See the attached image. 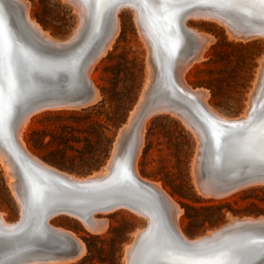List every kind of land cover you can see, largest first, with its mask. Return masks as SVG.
Listing matches in <instances>:
<instances>
[{
    "label": "water",
    "instance_id": "water-1",
    "mask_svg": "<svg viewBox=\"0 0 264 264\" xmlns=\"http://www.w3.org/2000/svg\"><path fill=\"white\" fill-rule=\"evenodd\" d=\"M120 1L80 0L86 7L82 30L68 43L53 44L28 28L14 1L0 0V145L14 158L27 209L14 225L0 222V258L7 254L5 264H18L32 256L69 253L75 243L50 225L53 213L69 211L90 219L95 210L122 205L153 216L149 232L136 245L132 264H247L249 257L243 256L242 245H262L264 230L250 228L230 233L224 240L188 244L173 225L167 227L163 195L140 180L131 163L139 121L149 106L163 99L183 108L199 124L205 177L220 185L241 175V168H263L264 84L250 116L228 121L210 114L193 95L181 89L172 72L178 52H189L185 47L192 43L191 33L182 22L189 10L208 8L243 29L264 33V5L259 0H130L150 28L158 77L155 74L142 112L121 140L110 175L84 182L74 180L37 162L18 142L17 125L34 104L90 98L93 89L86 67L110 34L112 9ZM177 46L183 47L175 54ZM232 124L238 127L232 129ZM257 173L264 174V169L243 176ZM103 183L106 185L101 186ZM255 254L249 264L264 261L263 247Z\"/></svg>",
    "mask_w": 264,
    "mask_h": 264
},
{
    "label": "rangeland",
    "instance_id": "rangeland-1",
    "mask_svg": "<svg viewBox=\"0 0 264 264\" xmlns=\"http://www.w3.org/2000/svg\"><path fill=\"white\" fill-rule=\"evenodd\" d=\"M30 13L59 37L67 36L77 19L71 6L61 0H30ZM120 18L118 34L92 68L99 92L97 99L79 107L40 110L31 116L24 131L27 146L62 169L80 174L100 169L118 128L139 97L146 74L145 48L131 10H122ZM188 22L210 32L213 39L200 60L186 71L187 80L194 86L206 87L209 102L218 109L239 114L246 106L264 54V39L231 37L223 25L211 20L190 18ZM194 152L195 138L178 118L167 112L148 117L139 170L159 181L183 207L180 222L189 235L220 225L228 213H264V183L251 184L221 197L200 193L192 179ZM0 208L10 219L18 215L1 162ZM98 215L106 216L108 223L95 231L65 213L51 217L54 224L76 232L83 239L85 250L73 261L49 264H122L124 247L144 219L125 207Z\"/></svg>",
    "mask_w": 264,
    "mask_h": 264
},
{
    "label": "bare ground",
    "instance_id": "bare-ground-1",
    "mask_svg": "<svg viewBox=\"0 0 264 264\" xmlns=\"http://www.w3.org/2000/svg\"><path fill=\"white\" fill-rule=\"evenodd\" d=\"M19 6V8L23 12V17L26 25L28 28L40 39L53 43V44H65L70 42L71 40L75 39L80 31L83 28L85 17H86V7L80 0H61L62 2H66L77 15L76 24L72 28V31L65 37H59L51 33V31L45 28L35 17L32 16L30 13V0H12ZM164 1V0H162ZM10 9V8H9ZM124 9H130L132 12L133 22L135 24L136 30L138 35L141 39V42L145 48V60H146V74L145 80L140 90V94L138 99L136 100L135 104L133 105L132 109L129 111L126 121L118 128L115 138L112 143V147L109 153V156L105 162V164L97 170H93L89 173H76L73 171H68L62 169L54 164H51L38 155H36L26 144L24 139V131L29 123L31 116L43 109L47 108H59V107H79L90 104L94 102L98 97V87L94 80V74L92 73V68L97 62V60L102 56V54L107 50V48L112 43L115 36L118 34L120 26H121V18L120 13ZM14 17H17L16 12L10 9ZM111 26H110V34L108 35L106 41L103 43L101 49L96 54V56L88 63L86 67V74L92 84V93L90 98L88 99H75L76 101H50L45 100L43 102H39L34 104L31 109L20 119L17 128H16V137L18 139L19 144L21 145L22 149L26 151L33 159H35L40 164L44 165L47 168L53 169L58 171L74 180L77 181H88L91 179H97L99 177H106L110 175L112 172V167L114 162L116 161V156L118 153V148L121 143V140L125 133L131 128L139 114L142 112L146 98L150 92V88L154 81V76L156 74V79L158 77V57L153 48V40L151 37V31L148 27V24L139 9V7L130 0H123L117 3V5L112 9L111 13ZM202 19V20H211L215 21L224 26L225 31L227 34L234 38H241V39H251L256 37H261L264 39V33L255 29H243L239 25L235 23H230L227 21L225 17L221 14L216 13L208 8L196 7L192 10H189L183 17V25L185 28L190 31L192 37V43L190 45H186L185 50L189 52L184 53L185 51H179L180 48L183 46H177L175 48L174 53L176 54L178 51V57L176 58L175 62L172 64V72L177 85L187 92L190 95H193L198 102L205 107L210 114H213L215 117L220 119L228 120V121H235L239 119H246L250 116L252 109L254 108L255 104L257 103V99L259 93L264 84V54L260 59V64L257 68L253 85L251 90L248 94V98L246 101V106L242 112L236 115L228 114L217 107H215L211 102L208 100V89L202 86H194L192 85L186 78V71L189 67H191L195 62L199 61L200 58L205 54L206 47L213 39V35L203 30L191 23L188 22V19ZM182 44V43H181ZM191 46V47H190ZM155 64V65H154ZM151 93V92H150ZM161 98V97H160ZM49 99V98H48ZM161 112V113H169L176 118L193 134L195 138V152L192 158V179L196 189L204 194V195H212L221 197L232 193L235 190L241 189L243 187H247L251 184L256 183H264V174L257 173L252 174L249 176H243L247 172H255V171H262L264 169V164H261V167H253V168H241L242 176L239 175L238 177L234 178L232 181L224 183L222 182L220 185L216 180L209 179L202 174L203 169V135L201 133V129L199 124L185 112L183 108H180L176 105H172L167 103L165 100H158L157 102L153 103L151 106L147 108V112L139 121L138 127L136 128L135 134V144H134V152L132 155V163L131 168L134 174L142 181L149 183L152 187L161 193L166 201V215H167V227L168 225H173L179 234L188 242V244L195 246L200 245L202 243H212L216 240H224L228 237L230 233H238L245 229L250 228H258L260 230H264V213L260 214H242L236 215L232 213H228V218L225 222H222L220 225L207 228L206 231L200 233L195 236L189 235L183 228L180 218L183 212V207L176 201V199L167 192L161 183L156 180H152L146 176H144L138 167V158L139 154L141 153L142 145L144 143V132L146 129V122L150 115ZM0 162L4 165L5 171L8 174V184L10 186L11 193L17 203L18 206V215L14 219H10L7 217L6 212L0 208V222L4 225H14L16 224V220L19 218H23L26 212V203L22 193V185L20 182V176L18 168L15 165L14 158L11 156L9 151L0 145ZM112 181V180H111ZM106 185V183L101 184ZM122 205H115L112 207L98 209L95 210L92 214L90 219L86 218L82 214L73 213L69 211H61L56 212L51 215L65 213L71 216L78 218L87 228L90 230H100L106 226L108 223V218L104 215H98L99 213H106L112 211L114 209L120 208ZM125 207V206H123ZM137 215L144 219V224L138 226L132 235V238L129 242L126 243L123 252V263L122 264H132L134 252L136 251V245L140 238L144 237L145 233H148L150 230V226L153 221V216L150 213H147L141 209L136 207H125ZM51 217L49 219L50 225L66 233L75 243L74 249L69 253H56L46 256H32L25 258L19 261L18 264H49V263H65L69 261H73L84 253L85 250V243L83 239L73 230L70 228L54 224L51 221ZM18 223V222H17ZM231 234V235H232ZM172 235V234H171ZM173 236V235H172ZM230 236V235H229ZM178 241V240H176ZM254 243V242H253ZM180 245V244H178ZM257 246V247H256ZM264 248V241L262 245H256L248 243V245H242L243 247V256L249 257V261L247 264L250 263V257L254 258L256 253L253 256V253L259 250L261 247ZM245 247V248H244ZM260 247V248H259ZM263 250V249H262ZM253 252V253H252ZM9 257V255L3 256L0 258V264H5V260ZM244 257V258H245ZM264 264V261L261 263Z\"/></svg>",
    "mask_w": 264,
    "mask_h": 264
},
{
    "label": "snow or ice",
    "instance_id": "snow-or-ice-1",
    "mask_svg": "<svg viewBox=\"0 0 264 264\" xmlns=\"http://www.w3.org/2000/svg\"><path fill=\"white\" fill-rule=\"evenodd\" d=\"M168 2H172V0H168ZM259 2H260L262 5H264V0H259ZM229 127L232 128V129H235V128L238 127V125H236V124H232V125H230ZM261 135H262V142H264V129H262V133H261ZM261 160L264 161V153H262V155H261ZM0 235H3V233H0ZM216 264H224V262H223V261H218V262H216Z\"/></svg>",
    "mask_w": 264,
    "mask_h": 264
}]
</instances>
